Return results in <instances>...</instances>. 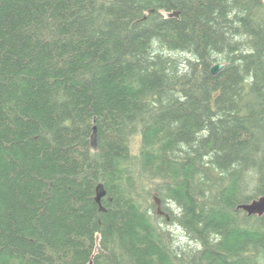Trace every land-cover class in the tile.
I'll use <instances>...</instances> for the list:
<instances>
[{
  "label": "trees",
  "instance_id": "1",
  "mask_svg": "<svg viewBox=\"0 0 264 264\" xmlns=\"http://www.w3.org/2000/svg\"><path fill=\"white\" fill-rule=\"evenodd\" d=\"M263 195L264 0H0V264H264Z\"/></svg>",
  "mask_w": 264,
  "mask_h": 264
},
{
  "label": "water",
  "instance_id": "2",
  "mask_svg": "<svg viewBox=\"0 0 264 264\" xmlns=\"http://www.w3.org/2000/svg\"><path fill=\"white\" fill-rule=\"evenodd\" d=\"M224 63L215 64L212 66V73L217 74L220 70L224 68ZM96 135V127H94V139ZM97 194H96V201L100 204L101 209H103L102 199L106 196L107 191L104 187V184L100 183L97 186ZM239 208L245 210L249 214H264V195L255 199L249 203H243L239 205ZM92 264V262L90 263Z\"/></svg>",
  "mask_w": 264,
  "mask_h": 264
},
{
  "label": "rangeland",
  "instance_id": "3",
  "mask_svg": "<svg viewBox=\"0 0 264 264\" xmlns=\"http://www.w3.org/2000/svg\"><path fill=\"white\" fill-rule=\"evenodd\" d=\"M133 144H134V149L137 152V150L139 149V145H140V137L138 135H136V137L134 138ZM172 228L174 230L176 238L178 239L180 243L187 245L190 242L188 236L181 229L175 226H173Z\"/></svg>",
  "mask_w": 264,
  "mask_h": 264
},
{
  "label": "bare ground",
  "instance_id": "4",
  "mask_svg": "<svg viewBox=\"0 0 264 264\" xmlns=\"http://www.w3.org/2000/svg\"><path fill=\"white\" fill-rule=\"evenodd\" d=\"M94 138V137H93ZM143 198V197H142ZM140 201V200H139ZM91 262V261H90Z\"/></svg>",
  "mask_w": 264,
  "mask_h": 264
}]
</instances>
